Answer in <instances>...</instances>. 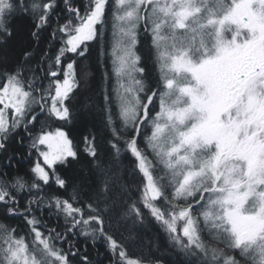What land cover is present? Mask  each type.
<instances>
[{
    "label": "snow or ice",
    "instance_id": "1",
    "mask_svg": "<svg viewBox=\"0 0 264 264\" xmlns=\"http://www.w3.org/2000/svg\"><path fill=\"white\" fill-rule=\"evenodd\" d=\"M109 8L116 83L103 92V133L77 140L67 126L88 80L77 68L93 44L105 55ZM25 140L31 177L0 172V264H93L87 248L100 241L108 264H164L130 257L120 232L149 217L180 264H264V0H0L5 168L10 143ZM73 165L83 178L62 171Z\"/></svg>",
    "mask_w": 264,
    "mask_h": 264
},
{
    "label": "trees",
    "instance_id": "2",
    "mask_svg": "<svg viewBox=\"0 0 264 264\" xmlns=\"http://www.w3.org/2000/svg\"><path fill=\"white\" fill-rule=\"evenodd\" d=\"M108 18L109 20L103 40L105 55L102 56L100 54V44H93L90 49L91 55L88 59L82 60L77 68L79 74L87 73L88 76L87 85L83 86L82 81V87L79 89L76 99L73 101V105L77 111L76 119L67 126L72 136L77 140L89 130H99L101 134L103 133V111L101 110L103 92L105 88L110 91L116 83L115 76L111 75L113 66L111 56L113 37L110 8L108 9ZM28 24L29 22L27 20L17 21V27L21 31L26 30ZM139 48L141 55L147 61L148 78L154 81L156 72L152 67V60L150 58V39L143 31H141ZM10 50V54L14 58L18 52V45L13 42V44L10 45ZM106 70L111 76L107 84H105L104 81V72ZM9 149L7 155L14 156L15 159L12 160V166L10 168H5L4 165L8 163V160L4 154H0V172L8 174L7 177H2V179L11 181L15 176H22L25 179H29L31 177L30 170L37 159L36 153L32 152L31 155L29 154L30 150L27 140H25V143L22 145L17 141H12L9 145ZM122 167L127 169V171L123 173L124 182L130 186L132 191H135L137 186L141 184V174H132L134 165L130 157L123 159ZM62 171L70 177L80 176L83 178L85 175L81 171L79 165H73L71 169H64ZM47 190L55 191L56 186L52 185V187ZM44 219L51 227L57 228V231H62L64 229V220L62 216L58 221L55 215L49 218L48 214L45 213ZM6 223L20 228L24 227L23 220L18 218L9 219ZM120 232L123 234V237L128 240L127 247L130 257H159L164 261V264H180V261L183 259V254L169 244L166 233L155 221H152L150 217L143 225H134L131 221H128L126 226L120 229ZM83 239L84 238L81 237L82 242L78 245L81 248L84 246ZM87 254L93 264H108L107 249L103 241L98 242L95 246L89 242Z\"/></svg>",
    "mask_w": 264,
    "mask_h": 264
}]
</instances>
